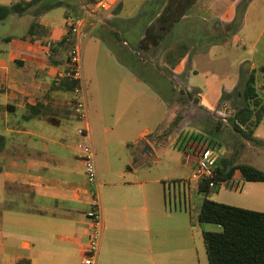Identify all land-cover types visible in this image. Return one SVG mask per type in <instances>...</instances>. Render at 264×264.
<instances>
[{
	"label": "crops",
	"instance_id": "obj_1",
	"mask_svg": "<svg viewBox=\"0 0 264 264\" xmlns=\"http://www.w3.org/2000/svg\"><path fill=\"white\" fill-rule=\"evenodd\" d=\"M31 1L0 0V6ZM100 1L45 0L30 14L0 22V136L6 138L0 154V264L21 260L82 264L90 227L87 180L78 157V143L83 138L78 134L81 123L71 108L73 91L60 87L75 42L85 46L97 37L129 82L131 75L137 84L158 81L167 87L171 84L166 70H177L163 58L172 38L160 30L170 23L163 17L165 8L190 5L175 24L174 33L181 39L175 44L188 42L189 54L197 59L216 53L225 56L231 42L238 47L228 35L224 38L226 26L236 19L243 4L247 7L241 34L246 39L240 42L250 43V52L259 59V63L252 62L251 71L264 67V11L259 9L264 8V0H118L109 9L100 8ZM68 13L73 18L81 15L83 22L73 41L62 44L69 31ZM33 22L48 33L33 41L23 39ZM188 30L190 42L182 39ZM222 66L220 74L210 65L203 71L193 68L192 82L211 107L225 89L220 87L217 97L210 93L211 81L228 68ZM83 74L87 94L84 68ZM127 132L130 135V119ZM95 134L92 127L88 141L97 148ZM150 135L148 128L139 131L135 143L145 141L146 147L158 143L157 138L148 140ZM128 142L130 147V139ZM102 146L109 151L107 141ZM107 161L105 172L98 168L104 227L96 264H209L204 232L218 227L207 230L199 222L201 206L195 215L192 198L199 187L178 186L174 190L176 207L170 209L167 197L173 198V192L165 181L140 176L130 167V158L125 161L127 169L119 172L109 154ZM187 164L192 172L193 163ZM236 179L240 180L239 174ZM255 183L264 182L250 183L247 191L253 187L264 190Z\"/></svg>",
	"mask_w": 264,
	"mask_h": 264
},
{
	"label": "rangeland",
	"instance_id": "obj_2",
	"mask_svg": "<svg viewBox=\"0 0 264 264\" xmlns=\"http://www.w3.org/2000/svg\"><path fill=\"white\" fill-rule=\"evenodd\" d=\"M259 9L264 11L262 7ZM244 19L245 17L242 26ZM178 21L179 19L172 20L160 28L167 35H172L165 45L166 53L176 45V40H181L178 33H174ZM242 26L230 35V39L238 47L231 42L228 49L230 52L225 56L216 53L214 57L199 56L193 59L195 56L188 54L176 72L167 69L165 75L171 84L167 87L158 81L147 85L137 84L131 75L129 82L126 72L114 66L107 46L98 41L97 37H93L84 46L83 68L88 84L86 99L98 143L95 149L100 173L106 171L107 154L114 160L113 167L117 172L127 169L125 161L130 158V167L140 176L159 178L165 181L168 189L169 183L172 184V206L175 208L174 182L183 181L192 173L191 165L186 162L185 150L193 141L192 137L199 135L215 141L217 144L213 145L218 148L219 159L225 156L234 160L235 164H250L264 170V145H256L246 140L233 126L236 110L243 102L245 77H242V71L253 61L259 63V59L250 52L252 45L240 42L241 38L246 39L241 34ZM183 29L181 27L179 32ZM182 34V39L191 41L189 30ZM140 55L146 56L143 51ZM209 65L216 74L221 73L222 65L228 67L220 77L215 76V81H211L210 93L215 97L219 94V88L225 87L222 98L213 107L208 105L207 100H203L201 89L192 82L194 66L203 71ZM163 97L166 98V104ZM179 116L180 121L176 122ZM129 119L130 135L127 132ZM147 128L151 130L148 140L157 138L158 143L151 142L148 147L145 141H138L136 144L137 133ZM256 137L264 140V123L257 130ZM105 141L108 142L109 151L102 146ZM255 184L264 186V183ZM205 198L204 194H193L192 207L196 216ZM208 198L264 212V190L256 187L241 193L232 187L220 186ZM179 205L180 203L177 204L178 208ZM205 227L207 230L217 229L213 224H205Z\"/></svg>",
	"mask_w": 264,
	"mask_h": 264
},
{
	"label": "trees",
	"instance_id": "obj_3",
	"mask_svg": "<svg viewBox=\"0 0 264 264\" xmlns=\"http://www.w3.org/2000/svg\"><path fill=\"white\" fill-rule=\"evenodd\" d=\"M45 0H32L31 2H20L11 6H0V22H3L13 15L25 16L30 14L35 7L42 5ZM57 3L55 5H59ZM247 5H240L236 19L226 26L225 38L241 28ZM190 5L168 6L165 8L163 17L170 22L180 19L189 11ZM75 11V10H74ZM66 14V17H70ZM81 15H74L79 18ZM48 33V30L37 22H33L29 28L25 40L33 41L36 36ZM12 38H8V41ZM73 41V34L69 28L67 36L62 44ZM191 45L186 41L178 42L171 48L165 56L166 64L177 70L182 61L188 56ZM251 65L242 71L245 77V85L242 92V106L237 108L233 126L235 131L240 133L246 140L256 144L264 145V140L258 139L256 133L264 120V67L260 71L252 70ZM244 73V74H243ZM247 73V75H246ZM246 75V76H245ZM76 82L64 78L60 82V87L73 91ZM190 96H192L190 94ZM197 101V100H196ZM180 116L176 119L179 122ZM193 141H203L215 144L209 138L196 136ZM191 138V139H192ZM188 142V141H187ZM6 138L0 136V154L5 147ZM217 144V143H216ZM215 144V145H216ZM186 150V148H185ZM240 180L236 179V175ZM216 188H211L209 182H204L199 186V193L204 194V199L198 220L201 224H213L218 227L216 231L204 232V240L208 255L209 264H264V212L249 210L224 203H220L208 198L215 189L225 183L227 187H232L237 192L247 191L250 183L264 182V170L250 164H235L234 160L222 156L216 165ZM182 181L174 182V190L181 186ZM172 190V184L169 183ZM168 207L173 208V198L168 194ZM176 207V206H175ZM0 203V211H2ZM28 260H21L17 264H29Z\"/></svg>",
	"mask_w": 264,
	"mask_h": 264
},
{
	"label": "built area",
	"instance_id": "obj_4",
	"mask_svg": "<svg viewBox=\"0 0 264 264\" xmlns=\"http://www.w3.org/2000/svg\"><path fill=\"white\" fill-rule=\"evenodd\" d=\"M118 0H101L99 7L109 9ZM82 19L68 18L69 28L74 36L79 34L82 25ZM48 48H53L51 42ZM83 44L75 42L72 45L69 55V66L67 72L61 79L68 78L76 82L73 90V100L71 108L76 119L81 123L78 134L83 141L78 143V157L82 162L84 173L87 180V194L90 199V211L88 219L90 227L88 229V241L84 249V257L82 264H96L99 257L103 236V210L101 202V183L98 174L97 158L95 146L88 141L92 137L91 118L86 99V87L84 83V74L82 66ZM60 79V80H61ZM189 143L186 148V161L193 163L194 168L189 178L183 180L182 183L191 187L192 185L200 186L204 182H209V186L213 189L217 187L216 165L219 161L217 147L207 142ZM221 186L227 187L225 183Z\"/></svg>",
	"mask_w": 264,
	"mask_h": 264
}]
</instances>
